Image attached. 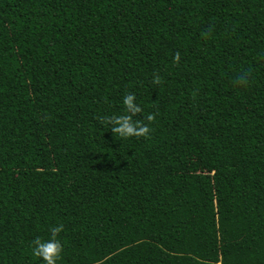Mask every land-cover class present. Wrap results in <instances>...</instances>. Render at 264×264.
I'll use <instances>...</instances> for the list:
<instances>
[{"label": "trees", "instance_id": "1", "mask_svg": "<svg viewBox=\"0 0 264 264\" xmlns=\"http://www.w3.org/2000/svg\"><path fill=\"white\" fill-rule=\"evenodd\" d=\"M55 225L58 264H264V0H0V264Z\"/></svg>", "mask_w": 264, "mask_h": 264}, {"label": "clouds", "instance_id": "2", "mask_svg": "<svg viewBox=\"0 0 264 264\" xmlns=\"http://www.w3.org/2000/svg\"><path fill=\"white\" fill-rule=\"evenodd\" d=\"M175 59H179V55ZM154 84H160L161 80L158 76L153 78ZM124 113L104 117V120L111 126V131L121 138L127 139L130 137L148 138L150 135V127L148 124L142 123L141 120H134L133 117L137 113H141L142 109L135 102V94L127 93L122 100ZM154 119L152 114L147 116V121L150 123ZM62 225L51 226L50 239H42L37 236L32 240L31 253L33 257L42 258L41 264H58L62 259L63 245L60 240L56 239L57 234L62 230Z\"/></svg>", "mask_w": 264, "mask_h": 264}]
</instances>
